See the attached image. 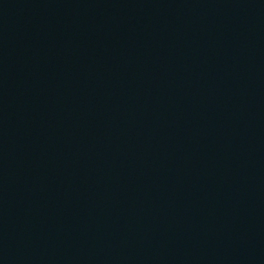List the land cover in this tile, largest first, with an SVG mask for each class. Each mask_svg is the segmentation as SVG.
<instances>
[{"label": "water", "instance_id": "1", "mask_svg": "<svg viewBox=\"0 0 264 264\" xmlns=\"http://www.w3.org/2000/svg\"><path fill=\"white\" fill-rule=\"evenodd\" d=\"M0 264H264V0H0Z\"/></svg>", "mask_w": 264, "mask_h": 264}]
</instances>
